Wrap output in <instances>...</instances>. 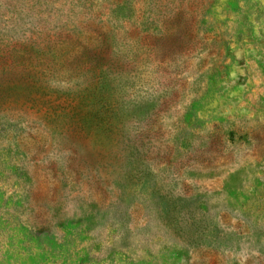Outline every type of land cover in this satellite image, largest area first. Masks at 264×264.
<instances>
[{
  "label": "rangeland",
  "instance_id": "1",
  "mask_svg": "<svg viewBox=\"0 0 264 264\" xmlns=\"http://www.w3.org/2000/svg\"><path fill=\"white\" fill-rule=\"evenodd\" d=\"M0 264H264V0H0Z\"/></svg>",
  "mask_w": 264,
  "mask_h": 264
}]
</instances>
